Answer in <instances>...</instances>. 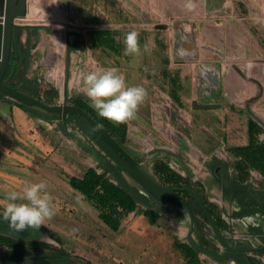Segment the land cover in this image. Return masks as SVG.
I'll return each mask as SVG.
<instances>
[{
  "label": "rangeland",
  "instance_id": "obj_1",
  "mask_svg": "<svg viewBox=\"0 0 264 264\" xmlns=\"http://www.w3.org/2000/svg\"><path fill=\"white\" fill-rule=\"evenodd\" d=\"M38 1L44 7L33 8L37 20L29 21L31 14L17 18L16 24L24 27L41 23L37 24L41 29L23 48L25 52L34 49L31 62L21 63L30 67L29 73L41 72L43 78L38 86L43 93L50 90L62 103L78 105L85 101L93 109L81 90V73L115 67L128 86L146 89L144 102L135 119L121 124L100 117L94 109L92 112L162 183L172 182L169 176L181 173L170 165L171 155L165 150L178 153L182 139L193 149L210 146L220 150L225 145L223 151L232 156L241 179L255 174L264 181V125L247 110L250 104L264 120V0H32V4ZM17 26L14 44L22 31ZM131 31L139 33L141 53L136 56L124 55L123 40ZM68 44L75 49L69 53L66 85ZM145 45L148 52L144 51ZM19 74L11 71L8 80L21 79ZM184 94L190 95L191 101L184 99ZM250 120L255 122L253 146L249 145ZM75 126L70 131L75 138L54 128V141L59 147L62 144L59 157L52 156L53 151L43 152V156L24 153L32 159L23 161L29 169L18 170L20 178L16 184L3 179L0 201H4L5 193L44 182L55 205L54 216L44 225L52 241L49 246L67 252L76 264H124L131 247L120 241L117 246L112 244L114 237L123 232L113 231L100 215L114 222L120 214L117 201L129 204V194L97 172L101 164L77 141L84 140L105 160H113L92 137ZM25 146L35 150L33 142ZM34 155L42 158L33 160ZM157 163L160 171H156ZM123 172L131 184L140 187ZM38 174L44 175V180L36 177ZM86 177L96 184L92 191L94 201L70 185L74 178ZM190 184L203 188L192 180ZM102 188L106 189L103 193ZM0 210L3 211L2 206ZM166 235V261L164 255L146 245L145 250L138 249L139 253L150 251L153 255L142 259L138 256L129 264H183L176 245L173 247L171 233ZM203 260L207 264H235L209 257Z\"/></svg>",
  "mask_w": 264,
  "mask_h": 264
},
{
  "label": "crops",
  "instance_id": "obj_2",
  "mask_svg": "<svg viewBox=\"0 0 264 264\" xmlns=\"http://www.w3.org/2000/svg\"><path fill=\"white\" fill-rule=\"evenodd\" d=\"M39 2L40 1L32 4V0H28V14L26 17L32 14V18L29 21L33 20L34 22L37 20V17H35L32 13L35 11L33 8L38 9L44 7V5ZM0 18H2L0 22L3 23L4 14L1 15ZM37 24L38 23H32L24 27L22 25L17 26L18 29H22L19 37L16 36L15 41L16 51H20V56L17 62L19 60L20 63L25 61L26 64V58L28 57L24 55L25 49L23 48L28 47L27 44L31 42L33 35L38 33V30L41 29V27L37 26ZM38 25H41V23ZM28 50H30L29 62H31L32 52L34 49L31 47ZM41 58H44V55H41ZM25 64H19V68H16L13 71L14 73L19 72L21 79H19V77L18 80L10 79L9 81L25 92L36 96V89L39 88L38 83L39 81L42 82L43 76L41 72L38 71L29 73L30 67H27V64ZM53 87L58 89L55 85H53ZM44 94H46V96H44ZM189 96L190 95L187 94L183 95L184 99L191 101V97ZM37 97L42 98L46 102H48L47 99L54 98L52 102H48L51 104L62 103V100H58L54 93L50 90H46L45 93L41 90L39 96ZM192 103L195 104L194 102ZM196 105L198 106L199 104ZM29 107L30 110H27L17 100L0 93L1 185L4 182L3 179H7L8 181L16 184L20 178V175L17 173L18 170L23 171L29 169L28 165H25L23 161H32V159L31 157L23 155L24 153L31 154L33 152L43 156V152L47 153L53 151L51 152L52 156L59 157L57 154L62 152L60 150L62 144L59 147V145L55 143L54 139L57 135L54 134L56 131L54 128H58L59 131L67 137H76L74 133L70 132L71 129H69V127L67 130H63L61 127L62 122L58 115L46 112L36 106ZM69 122L70 120L68 123ZM83 141L80 140L77 141V143L85 148V150L88 148L90 154H92L96 161L101 164L99 169H94H96L98 173L105 174V177L111 181L110 183L112 185L117 188L124 189L118 180L107 169L100 151H98L94 146H87ZM31 142L35 143V150H29L26 148L25 145H31ZM179 143L180 146L178 153L180 154L179 156L171 155L170 165L178 169L182 173H180L181 176L184 175L183 177L189 179V182L187 183H190L192 180L202 184L203 188L200 190L196 189L193 185L189 186H192L202 195L208 209L212 208L215 210V219L221 224L219 228L228 236L231 234H252L258 236L257 231H255L253 227L254 225H258L260 223L264 225V210L250 211L253 208L252 202L248 201L247 198L251 197V199L256 200L255 196H258L261 193L264 199V181H262V177H258L254 174V177L250 179H241L240 172L235 161H231L232 156L226 151H223L226 150L225 145H223L220 150H212L210 146L200 148L197 147V149H193V147L187 144L186 141L184 142L183 139ZM34 156L33 160H40V158H42L41 156ZM33 165L37 170L44 171L43 168L39 166L37 167L36 164ZM6 169L14 170L15 172L12 171L10 173L7 172ZM41 174L36 175V177L44 180V175ZM47 174L52 177L55 175H53V172H47ZM122 175L126 180L127 190L130 192L132 198H134V196L138 198L130 188L133 187L138 191H141V188L131 184L129 182V178L123 171ZM74 179L83 180L80 178ZM55 180L57 181L58 179L55 178ZM56 181L53 183H56ZM163 184L174 185L170 183ZM70 185L72 189L79 191L82 195L87 197L81 189L75 187L72 183ZM232 186L238 187L239 190L237 193L232 192ZM100 191L103 193L106 189L102 188ZM186 192L188 191H177L173 202H163L156 208H153L151 205H145L141 201H134L133 199L131 201L130 198L129 204L123 200L124 204L117 207L120 214L118 213L116 215V219L113 222L116 225L108 223V221H106L99 214L104 223H106V225H108L113 231L123 232L114 237L112 244L117 246L120 242H122V245L126 244V247H131V253H128L126 262L123 261L124 264H129L136 258L141 257L142 259L150 255L152 256L153 253L150 251L144 252L143 255L142 253H139L140 251H138V249L141 248L145 250L146 245H150L148 247L149 249L159 251L160 255H164L163 260L166 261L165 243L167 239L166 234L168 232L172 235L173 247L176 245L175 248L179 251V254L184 262L183 264H188V261L193 256H196L200 260L201 264H207L204 262L203 257H209L213 260H217L214 257L215 253L213 252L215 250L218 254L220 253V248H222L221 243L213 234V231L210 232L212 228L211 230L208 229V226H211L207 217L193 209V195L188 192L192 195L191 196ZM144 196L146 197V195ZM187 198L190 200H187ZM89 200L94 201V199ZM147 200L154 202L150 198H147ZM130 206L134 207L130 208ZM150 206L153 210H151L150 214H147V210L149 209L148 207ZM151 217L156 219L155 223H152ZM127 230H129V232L126 233ZM124 233L126 236H124ZM259 240L254 239V241H256L255 244L260 243ZM212 246H218V248H213ZM117 254L119 253L117 252ZM258 254H264V251L261 250L255 254L259 264H264V259H262ZM115 258L117 259L116 261H120L117 257Z\"/></svg>",
  "mask_w": 264,
  "mask_h": 264
},
{
  "label": "water",
  "instance_id": "obj_3",
  "mask_svg": "<svg viewBox=\"0 0 264 264\" xmlns=\"http://www.w3.org/2000/svg\"><path fill=\"white\" fill-rule=\"evenodd\" d=\"M5 15L4 22H0V93H3L18 102L36 106L48 112L56 113L62 121L61 127L67 130V120L74 116L86 121L93 129V139L97 145L118 164L123 171L131 176L141 187V191L131 187V191L142 200L143 204L151 205L153 208L159 207L163 202H173L177 191L190 192L194 200L192 207L196 212L204 214L212 228L213 234L218 238L220 243L225 247V251L220 254H214V257L220 262L234 261L241 264L242 257L238 254L251 253L264 250V246L254 247L247 245H233L229 236L224 233L216 224L211 215L202 195L189 185H167L163 184L153 174H151L140 161V158L132 154L116 137H114L101 123H99L86 109L80 105L66 102L51 104L40 97L34 96L15 86L8 80L12 70V57L14 52V40L16 32V19L24 18L28 14V0H0V16ZM2 18H0L1 21ZM165 27V26H162ZM71 44H68V54L66 61V85L70 75V58ZM19 57V55H17ZM247 110L255 120L264 125V120L255 113L250 104H247ZM80 127L87 130L83 123ZM168 155L179 156L171 150H165ZM220 162V161H219ZM226 182V180L224 179ZM227 183V182H226ZM146 195V197L144 196ZM147 198L152 199L150 202ZM244 264H247L244 262Z\"/></svg>",
  "mask_w": 264,
  "mask_h": 264
},
{
  "label": "clouds",
  "instance_id": "obj_4",
  "mask_svg": "<svg viewBox=\"0 0 264 264\" xmlns=\"http://www.w3.org/2000/svg\"><path fill=\"white\" fill-rule=\"evenodd\" d=\"M123 44L124 55L136 56L141 53L137 31L128 32ZM144 51H149L147 45ZM81 84L83 94L91 102L90 106L100 117L115 124L135 119L139 106L147 96L142 86H128L115 67L82 72ZM46 189L47 185L39 182L26 184L19 192L5 193L4 201H0L3 207L0 215L17 232L29 228L39 231L46 220L55 214V205Z\"/></svg>",
  "mask_w": 264,
  "mask_h": 264
},
{
  "label": "flooded vegetation",
  "instance_id": "obj_5",
  "mask_svg": "<svg viewBox=\"0 0 264 264\" xmlns=\"http://www.w3.org/2000/svg\"><path fill=\"white\" fill-rule=\"evenodd\" d=\"M19 52L20 51H16L14 44L12 57L13 65L11 71H14L16 68V62L19 58L17 55L20 56ZM69 120L70 122L68 123ZM80 122L84 124L87 130L80 127ZM72 125H76L75 128L83 131L88 137H92L94 133H90V125H88V123L86 124L84 120L78 119L74 116H71L67 120V129L68 127L71 129ZM92 140H94L93 137ZM112 162L114 163V161ZM231 188L233 193H237L239 190L237 186H232ZM255 199L258 203L256 200L251 199V197L247 198L248 201L252 202L253 208L250 211L264 210V199L261 193L258 196H255ZM2 212L3 211L0 210V213ZM253 229L257 231L258 236L252 234H231L229 235L230 242L235 246H264V225H262V223L254 225ZM49 234V231L46 230L44 225L41 226L39 231L29 228L17 232L9 224V222L5 221L3 216L0 215V264H76L67 252L56 249L51 245L49 246V244L52 243V241L49 240ZM254 239H260V243L255 244L256 241H254ZM221 246L222 248H220L219 254L215 250L213 253L218 255L222 254L226 249L222 244ZM257 252L258 251H255L254 253ZM254 253L238 254L243 259L241 264H244V262L247 264H259V261Z\"/></svg>",
  "mask_w": 264,
  "mask_h": 264
},
{
  "label": "trees",
  "instance_id": "obj_6",
  "mask_svg": "<svg viewBox=\"0 0 264 264\" xmlns=\"http://www.w3.org/2000/svg\"><path fill=\"white\" fill-rule=\"evenodd\" d=\"M71 49H75V46L73 47V46H71ZM29 52H30V50H28V52H25L24 53V55H26V57H28V58H26V64H27V62H29ZM12 65H13V63H12ZM13 72V71H12ZM40 91H41V89L40 88H37L36 89V96H39V93H40ZM47 101L48 102H52L53 101V99L52 98H50V99H47ZM78 105H80L81 107H83L84 109H86L90 114H92V116H94V118L96 119V120H98V122H100V123H103L100 119H99V117H97V116H95V114H93V112H92V110L93 109H91L88 105H87V103L84 101V103L83 102H78L77 103ZM21 105L24 107V108H26L27 110H30V107L28 106V105H25V104H22L21 103ZM250 123H249V128H250V130H252V132H250V146H253L254 145V132H253V128H254V125H255V122L253 121V120H250L249 121ZM106 129L108 130V131H110L109 129H108V127L106 126ZM89 131H90V133H93L94 132V129L90 126V129H89ZM111 132V131H110ZM113 134V133H112ZM120 142H122V141H120ZM103 162H104V164L106 165V167H107V169L112 173V175L118 180V182L120 183V185L122 186V188H124V190H126V191H128L127 190V184H126V180H125V178H124V176L122 175V171H123V169L118 165V164H116V163H113L111 160H109V161H107V160H105L104 158H103ZM159 162H163V161H159ZM164 163H166V162H164ZM158 164H160V163H157L155 166H156V171H160V169H159V167H158ZM170 178H169V180H172V182L170 181L169 183L170 184H174V185H178V186H181V185H191L190 183H187L188 181H189V179L188 178H185V177H183V176H181V175H178L177 173H173L172 175H170L169 176ZM181 180H183V181H181ZM173 181H175V183H173ZM72 184L75 186V187H77V188H79V189H81L86 195H87V197L89 198V199H94V197L92 196V191L96 188V184L95 183H93V181H91V180H89L87 177L86 178H84L83 180H79V179H74L73 181H72ZM197 189V188H196ZM186 193H188V192H186ZM128 194H129V198H130V200L132 201V199L134 200V201H141L142 202V200L140 199V198H136L135 196H134V198H132V196H131V194H130V192L128 191ZM189 195H191L190 193H188ZM117 196V195H116ZM192 196V195H191ZM113 197H114V195H113ZM117 197H119V196H117ZM193 197V196H192ZM115 198V197H114ZM101 200H103V198H101ZM143 203V202H142ZM124 204V202L122 201V200H120V201H117V203H116V206L118 207V206H122ZM134 206H130V208H133ZM149 209L147 210V214H150L151 213V210H153V208L150 206V207H148ZM209 211H210V213H211V215L213 216V218H214V220H215V222H216V224L218 225V227H220V223L215 219V210L214 209H212V208H209ZM102 217L104 218V219H106V216L105 215H103L102 214ZM107 221V220H106ZM151 221H152V223H155L156 222V219L155 218H153V217H151ZM108 223H112V224H114L113 222H111V221H109L108 220ZM114 225H116V224H114ZM188 264H201V262H200V260L196 257V256H193V257H191L190 258V260L188 261Z\"/></svg>",
  "mask_w": 264,
  "mask_h": 264
},
{
  "label": "built area",
  "instance_id": "obj_7",
  "mask_svg": "<svg viewBox=\"0 0 264 264\" xmlns=\"http://www.w3.org/2000/svg\"><path fill=\"white\" fill-rule=\"evenodd\" d=\"M254 253V252H253ZM256 254V253H254ZM262 259H264V254H258Z\"/></svg>",
  "mask_w": 264,
  "mask_h": 264
},
{
  "label": "bare ground",
  "instance_id": "obj_8",
  "mask_svg": "<svg viewBox=\"0 0 264 264\" xmlns=\"http://www.w3.org/2000/svg\"><path fill=\"white\" fill-rule=\"evenodd\" d=\"M4 18H5V15H4ZM4 21V20H3Z\"/></svg>",
  "mask_w": 264,
  "mask_h": 264
}]
</instances>
